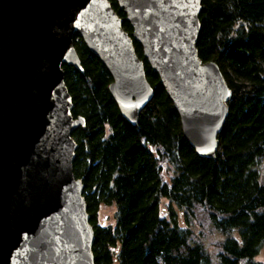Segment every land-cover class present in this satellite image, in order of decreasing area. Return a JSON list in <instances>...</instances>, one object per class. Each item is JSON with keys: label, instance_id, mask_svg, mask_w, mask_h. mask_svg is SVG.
I'll return each mask as SVG.
<instances>
[{"label": "trees", "instance_id": "trees-1", "mask_svg": "<svg viewBox=\"0 0 264 264\" xmlns=\"http://www.w3.org/2000/svg\"><path fill=\"white\" fill-rule=\"evenodd\" d=\"M199 20V58L216 62L232 90L214 157L185 137L138 41L154 96L137 123L122 114L110 72L81 37L83 70L63 65L72 113L86 121L72 134L73 170L84 185L95 264H264L256 259L264 246V0H202ZM106 207L115 208L113 223L101 220Z\"/></svg>", "mask_w": 264, "mask_h": 264}, {"label": "water", "instance_id": "water-1", "mask_svg": "<svg viewBox=\"0 0 264 264\" xmlns=\"http://www.w3.org/2000/svg\"><path fill=\"white\" fill-rule=\"evenodd\" d=\"M0 0V264H95L94 229L73 170L85 128L74 117L63 65L83 70L81 37L110 72V92L137 123L160 78L199 154L214 157L232 90L199 58L202 0Z\"/></svg>", "mask_w": 264, "mask_h": 264}, {"label": "rangeland", "instance_id": "rangeland-1", "mask_svg": "<svg viewBox=\"0 0 264 264\" xmlns=\"http://www.w3.org/2000/svg\"><path fill=\"white\" fill-rule=\"evenodd\" d=\"M168 203H169L168 199L162 198V200H161V212H162L163 215H167ZM175 210H176V212L178 214L177 219H178L179 223L181 225H183L185 222H184V216H183L182 211L180 209H178V208H175ZM114 212H115V208L114 207H106V208H104L101 211V214H100L102 222H104V223H113V221H114ZM256 259L264 262V246L261 249L259 255L256 257Z\"/></svg>", "mask_w": 264, "mask_h": 264}]
</instances>
